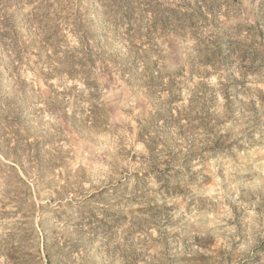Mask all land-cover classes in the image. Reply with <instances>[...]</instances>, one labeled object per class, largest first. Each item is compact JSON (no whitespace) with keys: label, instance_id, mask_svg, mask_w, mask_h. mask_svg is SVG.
Here are the masks:
<instances>
[{"label":"rangeland","instance_id":"obj_1","mask_svg":"<svg viewBox=\"0 0 264 264\" xmlns=\"http://www.w3.org/2000/svg\"><path fill=\"white\" fill-rule=\"evenodd\" d=\"M183 1L0 0V264H264V0ZM83 34L107 62L72 127L36 54Z\"/></svg>","mask_w":264,"mask_h":264},{"label":"trees","instance_id":"obj_2","mask_svg":"<svg viewBox=\"0 0 264 264\" xmlns=\"http://www.w3.org/2000/svg\"><path fill=\"white\" fill-rule=\"evenodd\" d=\"M177 1L178 4H175L176 9H168L162 6V10H155L153 20L164 27L166 25L165 13H168L180 26H184L185 24L182 23V20L177 19H184L187 12L196 13L200 11V8L196 7V5L185 4L183 0ZM181 9L185 12L183 13ZM120 11L124 19L128 22L134 20L135 10L133 8L127 7ZM194 19L193 17L191 20L193 23L196 21V19ZM183 29H185V27H183ZM61 39L59 44H63L62 46H64V48H57L55 50V60L47 57L43 52V48H40L39 54H36L38 59L42 57L50 59V61L46 63L47 66L45 69L43 68L45 71L42 70L41 75H43L45 79L65 77L69 82L68 86H61L58 90L50 92L46 100V108L54 115L60 113L64 120L72 127H83L89 122L97 125V119L99 118L101 108L95 98V92L98 89V77L100 76L98 75L96 66L98 62L106 63L107 61H100L101 58L99 54L95 53L87 34H83L80 38H77L78 42L76 46H70L62 37ZM220 47L221 44L218 42H210V40L202 42V53H204L205 57L201 62L202 66H219L221 64L222 58L219 56L221 52ZM15 52L19 60H22L24 55H26V47L16 46ZM210 54L215 55L209 61H206ZM77 115H79V117H77ZM143 143L148 151H153L155 146L152 140H143ZM132 178L137 182L140 180L137 175H134Z\"/></svg>","mask_w":264,"mask_h":264}]
</instances>
